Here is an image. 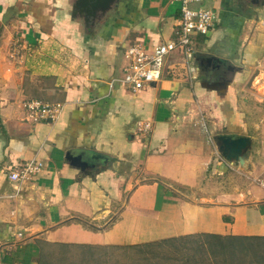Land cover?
Wrapping results in <instances>:
<instances>
[{
	"label": "crops",
	"instance_id": "1",
	"mask_svg": "<svg viewBox=\"0 0 264 264\" xmlns=\"http://www.w3.org/2000/svg\"><path fill=\"white\" fill-rule=\"evenodd\" d=\"M246 1L194 4L217 13L193 39L194 71L177 49L163 78L133 93L109 85L125 48L174 40L179 2L118 0L86 27L71 16L74 0H0V264L162 240H196L177 254L186 264H264V190L253 181L264 171V105L247 88L264 83V14L253 26ZM27 100L65 106L55 123H30ZM218 135L251 138L244 166L218 153ZM68 151L87 167L72 166ZM30 160L43 168L11 198L8 172ZM214 178L223 186L210 191Z\"/></svg>",
	"mask_w": 264,
	"mask_h": 264
},
{
	"label": "built area",
	"instance_id": "2",
	"mask_svg": "<svg viewBox=\"0 0 264 264\" xmlns=\"http://www.w3.org/2000/svg\"><path fill=\"white\" fill-rule=\"evenodd\" d=\"M179 2V19L177 23L176 38L163 42L151 51L147 50L141 43H134L124 50L126 63L122 69L123 77L110 81V87L121 84L127 90L135 93L142 91L152 84L158 83L163 78L164 68L169 54L179 50L185 61V68L193 72L194 37L207 35L217 22V13L212 9L192 7L204 0H175ZM264 29V19L261 21ZM64 103H48L41 100H27L23 104L24 117L30 123H55L59 120L64 109ZM139 131L150 129L149 123H139ZM219 159L223 160L219 155ZM42 162L30 160L16 170L8 172L7 179L13 186L15 197L19 194L23 182L32 179L41 172ZM264 190V171L254 178Z\"/></svg>",
	"mask_w": 264,
	"mask_h": 264
},
{
	"label": "rangeland",
	"instance_id": "3",
	"mask_svg": "<svg viewBox=\"0 0 264 264\" xmlns=\"http://www.w3.org/2000/svg\"><path fill=\"white\" fill-rule=\"evenodd\" d=\"M255 7L257 6H254L252 8L253 11L251 12V13L256 14V16H253L255 18L254 20L255 22L252 25L261 29L262 27L260 25L257 15L260 14L263 17L264 9L260 8L261 11L259 13V11H255ZM123 58H124V55H123ZM125 63H126V60L124 59V65ZM123 66L121 68V74L118 77H115V79L120 78V76L121 77L124 76L122 72ZM258 82L259 80L249 82L247 88L250 93L255 94V96H253L255 97L253 104L261 106V105H264V83L262 82L261 84H258ZM234 176L237 177V174L234 173ZM222 180L221 178L220 179L214 178V180L212 181L213 183L209 185L210 191H212L213 188L218 189L222 187L223 186ZM160 181L162 180L160 179ZM162 182L165 185H167V187L176 191L177 195L179 194L180 196H183V197H191L192 199L199 200L198 199L199 194H196L197 191L195 190H189L187 188H182L169 181H162ZM219 184L221 185L220 187H219ZM160 195L161 193L159 194V197ZM195 195H196V198H195ZM191 241L185 240V241H180V243L176 245L173 243V244L164 246V248L161 251L159 250L161 253L160 255L161 258L159 260L160 264H186V263L180 262L179 256L177 254H184L188 249L197 247L198 243L196 242V240H194V242H191ZM127 246H134V245H127ZM118 247H125V246H119V245L101 246L100 245L99 247L98 246L97 247L96 246L74 247L73 249H67L68 252L66 253V255L56 254L55 252L51 253L50 257L48 256L46 257V262H48V264H133V262L131 263L130 260H127V257L124 255V251L116 249ZM157 253L159 252L157 251ZM131 256H133V253H130L129 258H131ZM135 259L137 261L139 257L136 256Z\"/></svg>",
	"mask_w": 264,
	"mask_h": 264
},
{
	"label": "water",
	"instance_id": "4",
	"mask_svg": "<svg viewBox=\"0 0 264 264\" xmlns=\"http://www.w3.org/2000/svg\"><path fill=\"white\" fill-rule=\"evenodd\" d=\"M117 3L118 0H74L71 16L73 19L82 20L86 27H92ZM252 3L264 8V0L260 2L254 0ZM214 142L218 153L228 162L244 166L248 160L251 148V138L249 136L218 135L214 137ZM65 159L77 168L84 169L87 167L82 154L68 151Z\"/></svg>",
	"mask_w": 264,
	"mask_h": 264
},
{
	"label": "trees",
	"instance_id": "5",
	"mask_svg": "<svg viewBox=\"0 0 264 264\" xmlns=\"http://www.w3.org/2000/svg\"><path fill=\"white\" fill-rule=\"evenodd\" d=\"M170 244H173L172 240H162L134 246L118 247L116 249L124 251V255L127 257V260H130L133 264H160V251L164 248V246ZM157 251L159 253H157ZM130 253H133L131 258H129ZM136 256L139 257L137 261L135 259Z\"/></svg>",
	"mask_w": 264,
	"mask_h": 264
},
{
	"label": "flooded vegetation",
	"instance_id": "6",
	"mask_svg": "<svg viewBox=\"0 0 264 264\" xmlns=\"http://www.w3.org/2000/svg\"><path fill=\"white\" fill-rule=\"evenodd\" d=\"M252 1H254V0H247V1H246V4H247V2H248V4H249L250 6H251V5L257 6V5H255V4H253ZM258 1L260 2L261 0H258Z\"/></svg>",
	"mask_w": 264,
	"mask_h": 264
}]
</instances>
